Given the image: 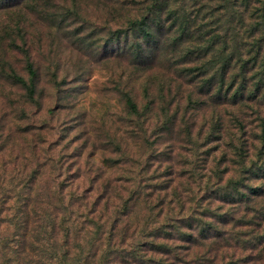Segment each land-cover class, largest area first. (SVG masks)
<instances>
[{"label": "rangeland", "instance_id": "374dc122", "mask_svg": "<svg viewBox=\"0 0 264 264\" xmlns=\"http://www.w3.org/2000/svg\"><path fill=\"white\" fill-rule=\"evenodd\" d=\"M139 3L146 6L151 0H26L17 10L0 9L2 236L14 233L18 205L37 213L32 216L40 222L33 217L32 229L39 228L43 219L59 225L70 214L72 221L77 220L72 228H81L84 222L88 229L94 228L92 232L97 227L109 232L120 217L117 230L121 234L114 239L116 243L122 239L120 249L132 260L129 250L144 243L150 246L155 240L150 235L165 238L174 233L182 238L177 228L184 232L183 225L190 219L197 222L196 217L204 214L199 182L214 171L218 161L222 160L220 171L229 169L223 185L241 177L233 163L234 150L218 140L219 113L228 129L227 141L238 131L237 121L247 126L248 135L238 136L246 143L248 163L259 159V149L264 151L262 141L253 134H260L253 114L260 106L251 105L253 109L243 104L218 111L210 98L199 93L200 83L189 87L187 76L179 78L188 65L183 61L188 44L171 47L168 34L155 62L147 67L137 64L131 49L123 54L124 38L119 39L116 31L127 28L130 18L140 17ZM25 51L38 73L35 102L9 76L14 70L29 79ZM211 58L213 53L205 60ZM170 82L174 97L167 96ZM124 93L131 94L141 110L148 100L154 101L138 123L126 107ZM190 95L200 101L195 108L188 107ZM261 112L264 116V108ZM224 155L230 159L224 161ZM259 160L264 163V154ZM250 182L261 187L264 181L251 175L240 187L253 197L247 186ZM19 194L29 198L20 199ZM62 199L67 207L62 206ZM221 199L211 208L228 212L230 203ZM235 199L243 200L237 194ZM254 199L249 208H233L227 226L237 222L235 233L247 239L251 231L261 228L250 223L254 217H260L264 225L260 213H264V197ZM197 227L193 224L189 229L199 236ZM79 239L73 232L70 244ZM222 257L225 262L238 259Z\"/></svg>", "mask_w": 264, "mask_h": 264}, {"label": "trees", "instance_id": "16d2710c", "mask_svg": "<svg viewBox=\"0 0 264 264\" xmlns=\"http://www.w3.org/2000/svg\"><path fill=\"white\" fill-rule=\"evenodd\" d=\"M25 2L26 0H0V9L14 11ZM142 3H139V6H142L138 12H142L140 17L130 18L127 28L116 31L119 39L124 38L123 54H128L131 49L137 64L147 67L155 62L161 44L167 41L165 38L168 34L171 35V47L188 44L183 61L190 66H186L185 73L180 74L179 78L187 76L189 87L200 83L199 93L210 98L218 111L243 104L253 109L255 106L251 105L260 106L261 108L256 107L253 114L257 116L261 130L259 135L256 132L253 134L264 146V116L261 112L264 108V0H151V4L146 6ZM130 39H141L142 43L130 45ZM146 48L153 49L146 51ZM211 53L213 58L205 60ZM25 55L29 79L25 80L14 70H11L9 76L23 86L28 99L35 102L38 73L26 51ZM199 61V64L196 63ZM53 79L57 85V77L53 76ZM171 82L167 96L174 97ZM163 90L162 87L161 92ZM145 91L149 96L148 90ZM190 94L192 95V92ZM191 95L188 98V107L195 108L200 101H194ZM124 99L129 113L137 119V123L147 115L154 103L153 100H148L145 109L141 110L131 94L124 93ZM207 101L209 100H204L203 105H207ZM219 115V129L216 131L218 140L234 150L233 158L236 159L233 163L240 168L241 177L231 178L227 185H223L229 169L220 171L222 160L216 163L214 171L202 177L198 191L205 209L204 214L200 217L195 215L197 222L190 219L187 225H183L184 232L177 228L176 232L182 234L181 238L175 233L181 238L180 242L174 233H167L165 238L150 235L155 240L150 242V246L144 243L140 247L131 248L130 260L120 249L122 239L120 238L118 243L114 239L115 234H121V231L117 230L120 217L114 219L109 232L100 227L92 232L94 228L88 229L84 222L81 223V228H72L71 223L77 220L73 218L72 221L70 214L62 217L59 225L55 220L47 223V220L43 219L39 228L32 229L33 217L37 223L40 222V219L32 216L37 213L33 211L32 214L18 205L17 214L13 219L17 221H14V233L2 236L0 230V264H264V225L260 217H254L250 221L261 228L251 231L248 239L242 237L243 233H235L237 222L227 228L231 225L233 208H249L250 203L255 200L254 197H264V183L261 187L252 186V182L249 183L251 186L247 185L250 193L254 194L253 197L240 190L251 175L259 176L264 181V163L259 160L264 151L259 149V152H262L258 154L259 159L248 163L249 152L246 151V143L240 138L248 135L247 126L242 121H237L238 131L227 141L228 132L225 133V130L228 129L221 124V114ZM223 158L224 161L230 159L227 155ZM187 182H190V179ZM188 189L193 194L191 191L194 189L190 183ZM236 194L243 200L235 199ZM19 198L24 200L29 197L19 194ZM221 198L230 203L228 212L218 213L216 211L220 208H211L213 202H221ZM3 203H6L5 200ZM61 204L67 207L63 199ZM124 214L127 217L129 215L128 211ZM162 217L163 214L160 213L159 218ZM206 218L211 222L204 221ZM2 222L4 221L0 218V227ZM94 222L92 218V223ZM193 224H197L199 236L195 235L196 230L189 229ZM73 232L76 238H84L83 241L79 239V242L70 244ZM80 235L92 237L88 239ZM232 240L239 246L233 245ZM251 240L255 242L250 243ZM239 248L243 250L239 252ZM229 255L238 259L234 257L235 260L232 258L225 262L222 256Z\"/></svg>", "mask_w": 264, "mask_h": 264}]
</instances>
